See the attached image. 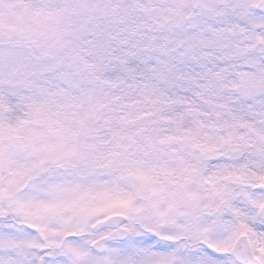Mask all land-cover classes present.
Returning a JSON list of instances; mask_svg holds the SVG:
<instances>
[{"label":"snow or ice","instance_id":"obj_1","mask_svg":"<svg viewBox=\"0 0 264 264\" xmlns=\"http://www.w3.org/2000/svg\"><path fill=\"white\" fill-rule=\"evenodd\" d=\"M0 264H264V0H0Z\"/></svg>","mask_w":264,"mask_h":264}]
</instances>
